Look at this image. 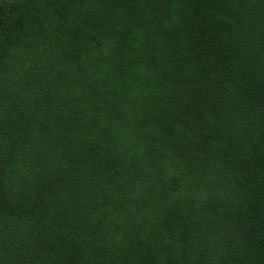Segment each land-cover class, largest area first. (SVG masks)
Here are the masks:
<instances>
[{
	"label": "trees",
	"instance_id": "1",
	"mask_svg": "<svg viewBox=\"0 0 264 264\" xmlns=\"http://www.w3.org/2000/svg\"><path fill=\"white\" fill-rule=\"evenodd\" d=\"M0 264H264V0H0Z\"/></svg>",
	"mask_w": 264,
	"mask_h": 264
}]
</instances>
